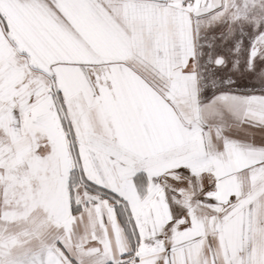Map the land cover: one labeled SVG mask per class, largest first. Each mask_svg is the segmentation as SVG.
<instances>
[{"label": "snow or ice", "instance_id": "1", "mask_svg": "<svg viewBox=\"0 0 264 264\" xmlns=\"http://www.w3.org/2000/svg\"><path fill=\"white\" fill-rule=\"evenodd\" d=\"M0 264H264V0H0Z\"/></svg>", "mask_w": 264, "mask_h": 264}]
</instances>
